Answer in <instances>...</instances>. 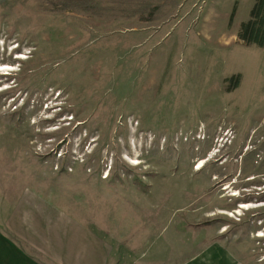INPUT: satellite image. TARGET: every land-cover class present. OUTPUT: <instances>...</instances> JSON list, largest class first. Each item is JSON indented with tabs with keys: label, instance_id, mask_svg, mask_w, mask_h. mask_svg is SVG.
I'll return each instance as SVG.
<instances>
[{
	"label": "rangeland",
	"instance_id": "obj_1",
	"mask_svg": "<svg viewBox=\"0 0 264 264\" xmlns=\"http://www.w3.org/2000/svg\"><path fill=\"white\" fill-rule=\"evenodd\" d=\"M53 1L0 0V244L264 264V46L238 38L255 0H149L146 20Z\"/></svg>",
	"mask_w": 264,
	"mask_h": 264
},
{
	"label": "trees",
	"instance_id": "obj_2",
	"mask_svg": "<svg viewBox=\"0 0 264 264\" xmlns=\"http://www.w3.org/2000/svg\"><path fill=\"white\" fill-rule=\"evenodd\" d=\"M52 4L60 5V10H81L91 14L113 9L123 17L129 18L138 14L145 20L153 12L149 0H54ZM233 13L234 9L230 20ZM238 38L246 45L264 46V0L254 1L248 20L240 24Z\"/></svg>",
	"mask_w": 264,
	"mask_h": 264
},
{
	"label": "crops",
	"instance_id": "obj_3",
	"mask_svg": "<svg viewBox=\"0 0 264 264\" xmlns=\"http://www.w3.org/2000/svg\"><path fill=\"white\" fill-rule=\"evenodd\" d=\"M4 242L0 244V264H49L57 258V251L39 253L35 244H32L34 247H28L15 244L10 239L9 243L5 239Z\"/></svg>",
	"mask_w": 264,
	"mask_h": 264
},
{
	"label": "bare ground",
	"instance_id": "obj_4",
	"mask_svg": "<svg viewBox=\"0 0 264 264\" xmlns=\"http://www.w3.org/2000/svg\"><path fill=\"white\" fill-rule=\"evenodd\" d=\"M20 58H21V57H20ZM23 58H24V57H23ZM17 60H18V59H17ZM14 71H17V70H14ZM0 73H1V72H0ZM10 73H12L11 70H9L8 72L5 71V73H1V75H2V74H3V76H4V75H9ZM9 76H10V75H9ZM5 86H6V85L0 87V89L4 88ZM9 88H11V87H7V88L4 89V90H8ZM134 163H135V162L133 161L132 164H134ZM202 166H204L203 161L201 162L199 168H201ZM246 206H248V204H240L239 208H237V209H244Z\"/></svg>",
	"mask_w": 264,
	"mask_h": 264
}]
</instances>
